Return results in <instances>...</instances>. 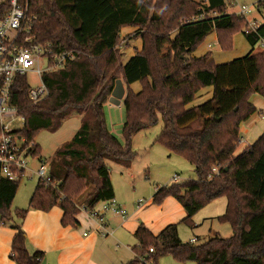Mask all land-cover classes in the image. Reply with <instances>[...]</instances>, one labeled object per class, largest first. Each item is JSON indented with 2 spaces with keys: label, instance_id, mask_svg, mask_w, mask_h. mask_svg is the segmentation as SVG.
<instances>
[{
  "label": "trees",
  "instance_id": "obj_1",
  "mask_svg": "<svg viewBox=\"0 0 264 264\" xmlns=\"http://www.w3.org/2000/svg\"><path fill=\"white\" fill-rule=\"evenodd\" d=\"M257 7L263 9L264 0ZM227 8V0H28L29 14L35 16V41L75 56L66 67L43 74L48 95L36 102L29 98L28 79H16L11 100L25 119L21 134L35 141L40 131H58L75 116L80 126L49 161L51 182H37L27 207L12 210L20 181L0 179V221L17 229L11 248L15 264L43 261L42 251L30 253L25 245L21 220L29 210L59 206L62 224L76 226L81 206L90 208L114 198L110 163L130 167L136 156L134 136L155 126L159 118L163 128L154 142L191 164L196 178L158 187L153 202L175 197L191 208L182 222L193 227L196 211L225 197V210L217 219L228 222L233 234L195 244L181 240L178 223L156 235L141 224L134 232V257L127 264H140L143 256L158 264L165 255L195 264H264V131L235 153L241 124L258 111L251 97L264 98V50L254 51L264 42V22L251 27L245 17ZM4 11L6 5L0 6V16ZM125 27L135 28L131 39L140 37L142 46L123 62ZM173 32V48L160 55L158 39L169 40ZM212 32L223 51L233 49L237 32L252 49L225 63H216L210 51L194 56ZM129 45L124 43L125 48ZM117 79L125 85L122 140L110 130L104 111ZM136 81L141 89L135 92L130 85ZM207 86L213 88L212 97L190 105ZM31 151L40 156L42 148L37 144ZM214 167L217 174L212 173ZM70 173L85 180L78 200L63 197L55 186Z\"/></svg>",
  "mask_w": 264,
  "mask_h": 264
},
{
  "label": "crops",
  "instance_id": "obj_2",
  "mask_svg": "<svg viewBox=\"0 0 264 264\" xmlns=\"http://www.w3.org/2000/svg\"><path fill=\"white\" fill-rule=\"evenodd\" d=\"M258 1L260 0H233L232 3H228L227 12L238 13L239 7L238 10L234 9L236 5L249 4L253 6L257 5ZM256 15L263 16V21L259 22L253 16L255 25L263 23L264 15L258 7ZM128 29L132 28L125 27L121 32L131 31ZM207 39H214V42H217L216 32L209 34ZM127 42L131 44L133 50L141 49L142 40L140 37ZM247 44L248 46H243L245 53L242 55L235 54V37L232 50L223 51L219 46V50L214 52L203 45L197 48L193 55L200 57L210 51L212 53L211 58L216 63H225L249 53L252 47L248 42ZM254 51H257V47L254 48ZM133 54H127L123 62H126ZM212 94V86L204 87L198 91L190 105L203 103L209 100ZM255 95L251 97V102L258 108V111L260 109L261 112H264V98L262 97L263 99H261L257 97L258 94ZM255 99L258 101V105L255 104ZM257 112L241 124L240 144L243 143L244 146L254 143L264 131V122L260 121L261 118L257 116ZM155 145L163 146L154 141L152 142L149 149L153 151L152 153L154 154L152 155L154 157L160 156L166 160L170 159V154L165 152V150H161L162 148H156L158 146ZM113 165L115 167L110 166V176L114 189V198L126 209L127 214L125 216L110 212L106 214L104 224L101 226L97 220L79 209L75 216L78 224L76 226H65L61 221L63 217L62 208L53 206L48 211L31 209L21 220V226L26 233V248L30 253L36 250L42 251L44 253L42 264H114L115 261H121L120 264H127L134 257L133 247L138 244L134 232L141 224L156 235L166 226L178 223V234L179 237L181 236V226L187 225L182 220L187 217L191 208L183 206L173 196H168L162 203L155 204L153 202L155 191L149 199L138 197L135 191L136 182L134 179L136 172L133 161L128 168L114 163ZM179 180H181L180 175H178L177 181ZM177 181L171 179L170 183ZM63 184L64 188L61 194L71 200H78L86 189L84 178L77 177L73 173L69 174ZM141 198L144 201L139 205L138 200ZM28 203L29 200L25 207L28 206ZM193 216L194 225L193 227L190 226L191 228L198 226ZM17 222L19 223L20 221L17 219ZM16 232L17 229L11 223L4 224L0 228V264H15V261L11 258V248ZM194 234L198 233L194 232ZM199 236L194 235L187 242L195 237L198 239Z\"/></svg>",
  "mask_w": 264,
  "mask_h": 264
},
{
  "label": "built area",
  "instance_id": "obj_3",
  "mask_svg": "<svg viewBox=\"0 0 264 264\" xmlns=\"http://www.w3.org/2000/svg\"><path fill=\"white\" fill-rule=\"evenodd\" d=\"M232 1L227 0L228 3ZM3 5H6V11L0 16V179L21 181L26 172L30 171L37 176L38 181L48 184L51 182L48 163L40 160L37 167L30 166V161L39 157L34 156L31 151L37 144L35 141H27L21 134L25 119L11 100L12 90L18 77H38L37 85H32L28 80V95L34 102L44 98L48 95V89L43 74L66 67L74 59L75 53L55 50L51 45H42L35 41L32 33L35 16L29 14L28 0H0V6ZM247 12H250V8L240 5L237 14L246 18ZM248 22L251 27L256 26L254 21ZM259 46L263 48L264 42H260ZM218 172L217 167L212 168L213 174ZM172 179L177 181L178 175L174 174ZM143 201L142 198L139 199L138 204ZM80 209L97 220L101 226L106 214L110 212L122 216L127 214L126 209L115 198L103 200L90 208L81 206ZM3 225L0 221V228ZM196 241L195 237L189 242ZM152 251L153 248H150V252ZM139 260L140 264H156L153 259L144 256L139 257Z\"/></svg>",
  "mask_w": 264,
  "mask_h": 264
},
{
  "label": "rangeland",
  "instance_id": "obj_4",
  "mask_svg": "<svg viewBox=\"0 0 264 264\" xmlns=\"http://www.w3.org/2000/svg\"><path fill=\"white\" fill-rule=\"evenodd\" d=\"M250 8V12H247L246 18L248 20L253 21V16L256 17L257 21L262 22L263 16L260 17L257 14V5L250 6L249 4H246ZM238 5L235 6V10H238ZM263 15H264V8L261 9ZM132 29L129 32H121L123 35L122 44L120 45V50H125V57L123 61L125 60L127 54L134 53L135 50H133L131 44L129 47L125 48L124 43H126L129 40H133L131 38L135 36H130L133 34L135 28L131 27ZM121 35V36H122ZM129 36V37H128ZM235 54L236 55H242L245 53L243 50V46H248L247 41L243 35L242 32H237L235 35ZM234 37H233V43H234ZM208 38V37H207ZM205 39L204 42L200 46H205L207 49H210L212 51L219 50V44L218 42H214V39ZM174 39H175V32H173L170 36L169 40H165L163 38L158 39V48L160 55L166 54L169 50H171L174 46ZM135 40V38H134ZM210 44V47L208 46ZM259 45V44H257ZM255 46L257 47V51H263L264 47L261 46ZM199 46V47H200ZM198 47V48H199ZM244 47V48H245ZM29 82L32 85H37L39 82V78L29 76ZM125 86V85H124ZM130 87L133 89V91H139L141 89V83L139 81H136L130 85ZM256 96V95H255ZM258 98L263 99L261 96L257 95ZM254 97V98H257ZM124 98V97H123ZM123 98H121V103L119 105L112 104L109 101H107L104 104V111L106 114V118L108 121V126L110 130L121 140L122 138V127L125 119V108L123 105ZM258 101L255 99V104H257ZM257 116L260 119L261 122H264L263 115L264 112H261L260 109L257 112ZM263 116V117H262ZM80 118L79 117H71L65 123L63 126L55 132L43 130L40 131L37 137L35 138L36 144H39L42 148V153L39 157L33 159L30 161V166L36 167L39 165L40 160H43L44 162L48 163L49 161L54 157L56 154V151L61 146L62 143L69 141L74 134L76 133V129L79 127ZM21 125V124H19ZM260 125V124H259ZM163 128V121L161 118H159L158 123L146 130H142L138 132L132 142V148L136 152V156L133 160V164L135 167V182H136V195L138 197H145L146 199H149V197L152 196L155 189H157L160 186L167 185L171 182L172 176L174 174L180 175L181 180L188 179V178H196L194 167L189 164L185 159L182 157L172 154L170 151H168L165 147L160 145L156 148H162L161 150H165L168 154L171 155L170 159L166 160L160 156L154 157L152 154L153 151H150V145L154 141L155 137L160 133V131ZM244 136V135H243ZM244 144H240L236 150V154H239L243 148ZM147 164V166H146ZM113 166V163H110V166ZM38 178L34 174H32L30 171H27L26 174L23 176L19 183V187L16 193V196L12 203V210L15 208H24L30 198V195L32 194L35 185L37 184ZM57 187L62 192L64 188L63 182H58ZM227 199L225 197H220L212 202H210L207 206L199 209L193 216L194 220L197 222L198 226L191 228L187 225L181 226V238L184 242H187L189 238H191L194 235H200L197 239L195 244H200L211 237H215L217 235L228 238L233 234L231 225L228 222H220L217 219V216L221 215L226 207ZM198 233V234H194ZM121 261H115L114 264H120ZM158 264H195L193 261H186V262H179L175 260L171 255H165L161 257L158 261Z\"/></svg>",
  "mask_w": 264,
  "mask_h": 264
},
{
  "label": "water",
  "instance_id": "obj_5",
  "mask_svg": "<svg viewBox=\"0 0 264 264\" xmlns=\"http://www.w3.org/2000/svg\"><path fill=\"white\" fill-rule=\"evenodd\" d=\"M125 96V86L121 79H117L115 86L108 101L112 104L119 105L121 103V98Z\"/></svg>",
  "mask_w": 264,
  "mask_h": 264
}]
</instances>
